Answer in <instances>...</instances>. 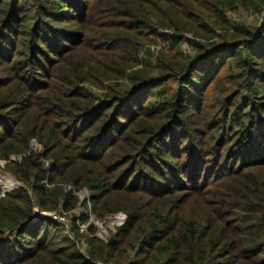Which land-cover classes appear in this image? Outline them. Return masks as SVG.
I'll return each mask as SVG.
<instances>
[{"label":"trees","instance_id":"trees-1","mask_svg":"<svg viewBox=\"0 0 264 264\" xmlns=\"http://www.w3.org/2000/svg\"><path fill=\"white\" fill-rule=\"evenodd\" d=\"M0 60V264H264V0H0ZM178 187L216 219L172 214Z\"/></svg>","mask_w":264,"mask_h":264},{"label":"rangeland","instance_id":"rangeland-1","mask_svg":"<svg viewBox=\"0 0 264 264\" xmlns=\"http://www.w3.org/2000/svg\"><path fill=\"white\" fill-rule=\"evenodd\" d=\"M31 2H33V0H31ZM248 20H254V16H248L247 17ZM70 26V24H69ZM73 26L75 27L76 24H73ZM161 45L159 44V46H157V50H159L161 47ZM154 50H156V48L154 47ZM1 61V60H0ZM2 63V61L0 62ZM2 65V64H0ZM4 70V71H3ZM225 70L222 71V74H224ZM11 75H9V72L7 71V68L5 67V69H3V67H0V86H3L4 82H6L5 84H7L8 82L12 81V77H10ZM5 86H13L12 84L9 83V85H5ZM227 90V92H226ZM14 92V90H13ZM93 93L95 95H99V91H93ZM231 94H235L232 93V87L230 85L227 84L226 80L220 81L218 83H216L215 86H210L209 89L207 90L204 98V102H203V111L205 110V107H207L206 111L202 112L201 114H197V111H191L190 114L188 115V119H189V123L192 126V129L195 130H199L202 128V119L201 117H203L205 120L208 119L209 117H212L214 115L215 110L220 107L222 104L223 106L228 105L230 100H232L233 97H231ZM13 93L11 94L10 92H6L3 93V97H6V100L11 99L12 98ZM33 104H36V100H31L29 102H32ZM202 110V109H201ZM20 113H22L21 115H17L18 119H22L23 121L26 118H31L34 119L35 121L39 118L37 117L36 114L34 113H30L27 110H21L19 111ZM41 116V114H40ZM204 121V120H203ZM235 129H233L234 131ZM233 131H229L226 132V136L230 135V137L233 136ZM32 145L36 146V142H32ZM14 157H11L9 161L13 160ZM6 166L7 168V162L5 161H0V167L4 168ZM8 169V168H7ZM256 170V168H253ZM250 169V170H253ZM264 173V172H263ZM150 174L154 175L155 177H158L157 175H155L153 172H151ZM1 182L6 183V185H1ZM17 182L14 180V178L12 176H10L8 173L1 172L0 173V185L1 187H7V191H11L13 189H15L17 187ZM14 187V188H13ZM13 188V189H12ZM78 196L80 197V200H89L90 194L89 192L83 190L81 193H78ZM178 196V201H180V204H178L177 206H174V208H176L172 214H179L181 215V217L186 220H193L194 218L199 219L200 222H205L207 220H215L216 219V215L214 213H212V211H210L209 209L206 208V206L203 204V202H206L208 200V198H201L200 196H197V194L194 193H190L188 192V190H182L180 187H178V192L174 195ZM168 202H171V198L168 197L166 199ZM58 212H47L44 213L42 215V217H45L46 215H53V214H57ZM82 214H84V211L81 210L80 208H76L73 213L71 214H65L63 212L60 211V213H58V215L64 216L65 218H68L70 221V225H71V219L74 218H81ZM89 216V214H88ZM122 219V220H120ZM125 220V216L121 215V214H115L112 216H106L104 219L98 220L95 219L94 216L90 215L89 216V220L87 223H84V225H79V229L82 232H87L89 226L94 227L97 229L96 232V237H99L100 239L105 240L107 237L108 232H112L116 227H119L123 224ZM102 227L105 229L106 233H104L102 231ZM64 228V227H63ZM70 229V228H69ZM68 229V230H69ZM64 230H66L64 228ZM70 234V233H69ZM70 240L71 241H75L74 237L72 235H69ZM78 250L83 253V249L79 246Z\"/></svg>","mask_w":264,"mask_h":264},{"label":"built area","instance_id":"built-area-1","mask_svg":"<svg viewBox=\"0 0 264 264\" xmlns=\"http://www.w3.org/2000/svg\"><path fill=\"white\" fill-rule=\"evenodd\" d=\"M46 218L50 219L51 221H54L60 225H62L66 230L70 228V221L68 218H65L64 216L53 214V215H46ZM122 220V219H120ZM99 264H105V263H99Z\"/></svg>","mask_w":264,"mask_h":264},{"label":"water","instance_id":"water-1","mask_svg":"<svg viewBox=\"0 0 264 264\" xmlns=\"http://www.w3.org/2000/svg\"><path fill=\"white\" fill-rule=\"evenodd\" d=\"M36 217H41L40 215H38V213L36 214ZM102 231L104 232V233H106V231H105V229L102 227Z\"/></svg>","mask_w":264,"mask_h":264}]
</instances>
